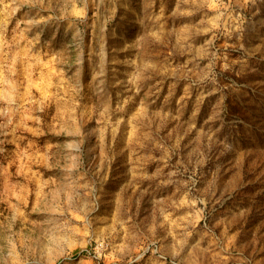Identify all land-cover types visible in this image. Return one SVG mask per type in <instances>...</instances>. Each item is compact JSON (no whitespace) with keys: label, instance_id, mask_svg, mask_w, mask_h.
Returning a JSON list of instances; mask_svg holds the SVG:
<instances>
[{"label":"rangeland","instance_id":"374dc122","mask_svg":"<svg viewBox=\"0 0 264 264\" xmlns=\"http://www.w3.org/2000/svg\"><path fill=\"white\" fill-rule=\"evenodd\" d=\"M0 264H264V0H0Z\"/></svg>","mask_w":264,"mask_h":264}]
</instances>
